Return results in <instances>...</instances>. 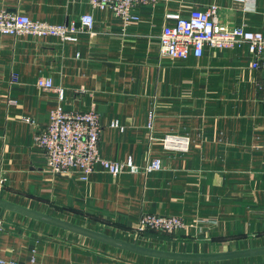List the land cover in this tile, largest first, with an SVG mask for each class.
Returning a JSON list of instances; mask_svg holds the SVG:
<instances>
[{
  "label": "crops",
  "instance_id": "1",
  "mask_svg": "<svg viewBox=\"0 0 264 264\" xmlns=\"http://www.w3.org/2000/svg\"><path fill=\"white\" fill-rule=\"evenodd\" d=\"M217 6L219 21L264 31V0H146L118 16L90 0H0V12L52 23L91 13L95 34L76 42L0 34V194L18 204L141 244L180 252L264 246V70L242 44L172 58L161 52L166 24L195 8ZM264 61V53L261 56ZM52 78L55 87L38 86ZM58 88L64 90L60 96ZM61 105L96 111L100 153L162 167L113 175L96 165L79 172L48 168L35 134ZM119 122L122 127L111 124ZM167 135L189 138L168 148ZM178 216L174 233H139L143 214ZM5 264H264V254L183 261L130 252L0 208Z\"/></svg>",
  "mask_w": 264,
  "mask_h": 264
},
{
  "label": "built area",
  "instance_id": "2",
  "mask_svg": "<svg viewBox=\"0 0 264 264\" xmlns=\"http://www.w3.org/2000/svg\"><path fill=\"white\" fill-rule=\"evenodd\" d=\"M93 6L111 7L114 12L125 19H138L133 8L146 0H90ZM82 33L93 36L94 17L91 13L79 16L77 20L66 23H52L31 18L22 13L0 12V34L34 35L40 37H57L63 42H76ZM160 49L172 58H187L191 54L201 56L207 47L233 49L247 44L250 52L256 56L252 62L254 68L264 70V31L245 28L240 25H228L219 21L217 6L195 8L188 16L178 17L173 24L163 26L159 35ZM40 87H55L52 78H39ZM264 98V80L260 83ZM60 96L64 90L58 88ZM122 127L119 122L111 124ZM103 125L96 111H67L57 105L50 112L47 124L35 134V142L45 150L47 164L52 172L71 174L79 172L83 180H88L96 165H101L113 175L124 172L139 173L160 169L162 161L153 158L144 165L129 157L125 160H111L100 153V138ZM164 144L168 148L187 149L189 138L167 135ZM1 223V219H0ZM184 226L178 216L143 214L138 224L139 233L154 230L174 233ZM1 227V225H0ZM7 263L0 256V264Z\"/></svg>",
  "mask_w": 264,
  "mask_h": 264
},
{
  "label": "water",
  "instance_id": "3",
  "mask_svg": "<svg viewBox=\"0 0 264 264\" xmlns=\"http://www.w3.org/2000/svg\"><path fill=\"white\" fill-rule=\"evenodd\" d=\"M0 208L3 212L6 210L14 211L19 214L40 220L42 222L58 226L72 232L91 237L107 244L128 250L130 252L143 254L147 256L183 260V261H213L224 260L240 257H250L264 254V246L250 247L239 250H230L222 252H180L166 249H160L152 246L141 244L138 240L130 241L114 235H110L84 225L71 222L69 220L60 218L50 213L42 212L40 210L30 208L10 201L0 194Z\"/></svg>",
  "mask_w": 264,
  "mask_h": 264
},
{
  "label": "rangeland",
  "instance_id": "4",
  "mask_svg": "<svg viewBox=\"0 0 264 264\" xmlns=\"http://www.w3.org/2000/svg\"><path fill=\"white\" fill-rule=\"evenodd\" d=\"M0 219H1V217H0Z\"/></svg>",
  "mask_w": 264,
  "mask_h": 264
},
{
  "label": "trees",
  "instance_id": "5",
  "mask_svg": "<svg viewBox=\"0 0 264 264\" xmlns=\"http://www.w3.org/2000/svg\"><path fill=\"white\" fill-rule=\"evenodd\" d=\"M146 232V231H145ZM165 233V232H164Z\"/></svg>",
  "mask_w": 264,
  "mask_h": 264
}]
</instances>
